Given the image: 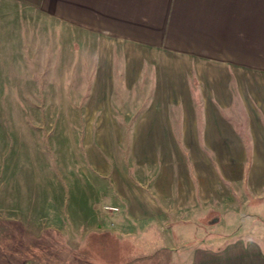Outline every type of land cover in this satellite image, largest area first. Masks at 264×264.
<instances>
[{
	"label": "crops",
	"instance_id": "0c3cea01",
	"mask_svg": "<svg viewBox=\"0 0 264 264\" xmlns=\"http://www.w3.org/2000/svg\"><path fill=\"white\" fill-rule=\"evenodd\" d=\"M0 7L2 25L24 10L61 23L65 56L76 54L77 36L78 55L94 58L92 98L111 88L114 73L128 95L146 89L128 148L142 178L115 168L108 178L106 197L127 223L171 224L183 237L203 229L197 217L240 195L264 203V0H0ZM102 96L94 102L107 104L109 94ZM241 216L244 227L255 214ZM218 238L180 244L176 264H264L263 240Z\"/></svg>",
	"mask_w": 264,
	"mask_h": 264
},
{
	"label": "rangeland",
	"instance_id": "374dc122",
	"mask_svg": "<svg viewBox=\"0 0 264 264\" xmlns=\"http://www.w3.org/2000/svg\"><path fill=\"white\" fill-rule=\"evenodd\" d=\"M63 37L61 23L36 12L2 25L0 7V264L21 256L25 264H176L180 244L212 234L264 241V203L242 195L197 217L203 229L183 237L171 224L127 223L120 210L104 209L114 168L142 178L128 148L146 89L128 95L114 73L111 88L92 98L94 58L78 55L77 36L76 54L65 56ZM102 93L107 104L94 102ZM250 212L243 227L241 213ZM170 244L175 250L164 249Z\"/></svg>",
	"mask_w": 264,
	"mask_h": 264
},
{
	"label": "trees",
	"instance_id": "16d2710c",
	"mask_svg": "<svg viewBox=\"0 0 264 264\" xmlns=\"http://www.w3.org/2000/svg\"><path fill=\"white\" fill-rule=\"evenodd\" d=\"M52 232H54V231H52ZM54 234V233H53ZM53 234H52V236H53ZM64 245V244H63ZM65 246V245H64ZM48 247H52V249H56L55 248V244H50V246H48ZM64 248H66V246L64 247ZM62 249H63V247H62ZM57 251H59V249H57ZM59 253V252H58ZM82 256H83V254H82ZM73 258H81V256H80V254L77 252V251H75L74 253H73ZM76 259V260H77ZM82 260H83V257H82ZM80 261V263L79 264H86L85 262H84V260L83 261ZM95 264H98L97 262H95Z\"/></svg>",
	"mask_w": 264,
	"mask_h": 264
},
{
	"label": "built area",
	"instance_id": "2783aa9c",
	"mask_svg": "<svg viewBox=\"0 0 264 264\" xmlns=\"http://www.w3.org/2000/svg\"><path fill=\"white\" fill-rule=\"evenodd\" d=\"M104 207V209H106V210H110V211H113V212H115V211H118V207L117 206H114V205H104L103 206Z\"/></svg>",
	"mask_w": 264,
	"mask_h": 264
}]
</instances>
